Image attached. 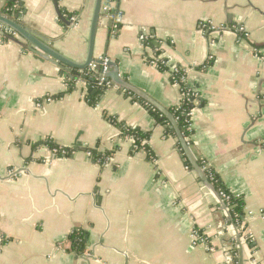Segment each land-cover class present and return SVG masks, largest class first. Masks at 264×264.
<instances>
[{"label":"crops","instance_id":"0c3cea01","mask_svg":"<svg viewBox=\"0 0 264 264\" xmlns=\"http://www.w3.org/2000/svg\"><path fill=\"white\" fill-rule=\"evenodd\" d=\"M20 1L11 20L85 61L95 0ZM115 8V22L99 19L93 57L115 61L167 109L182 99L180 86L147 60L155 53L184 70L199 93L190 146L243 198L241 241L143 105L115 85L89 105L86 83L67 92L62 68L18 35L0 43V264H264V0H120ZM201 20L224 30L205 33ZM109 118L149 132L152 157L132 151ZM196 228L208 247L193 243ZM74 233L84 235L80 252Z\"/></svg>","mask_w":264,"mask_h":264},{"label":"trees","instance_id":"16d2710c","mask_svg":"<svg viewBox=\"0 0 264 264\" xmlns=\"http://www.w3.org/2000/svg\"><path fill=\"white\" fill-rule=\"evenodd\" d=\"M23 5L20 0H3L2 5L0 7V15L5 16L9 19H16L19 15V12L22 10ZM118 15L117 8H113L109 11L108 20H111L112 23L115 22V18ZM211 60L206 61L202 65H200L198 68L200 70H205L209 65H211ZM159 70L161 71H167V68L159 65ZM64 69L62 68L60 70V73L64 76L65 82H66V91L70 92L72 91L76 84L78 82H84L87 84V86L91 89L90 92H88L85 95V100L89 105H95L98 103L104 93V91L109 88L110 86L105 85H97L98 83V72H92L89 71L88 67L83 70L78 69H71L70 75L65 73ZM173 81H180L179 74L172 75ZM125 79V78H124ZM181 84V92H185V88L182 83ZM132 100L139 102L141 105H143L149 112L150 115L155 119V121L165 127V135L170 136L174 139H176L175 132L166 120L165 117L156 109H154L151 105H149L146 101L143 99L137 97L136 95H133L127 91H124ZM193 108V103L191 102V98L184 96L178 105L169 107L168 110L172 113L174 118L176 119L179 129L183 135V137L186 139L187 143L191 145V133L192 129L189 127V112ZM110 121L117 126L120 129V133L122 136L128 137L132 140V151L137 150H144L146 152V157L150 159L152 157V153L150 151V147L147 144V141L149 139V132H145L140 130L139 128H132L129 126H126L122 122H117L113 118H109ZM46 144L51 147L57 149L58 152H71L69 148L61 147L56 144H54L51 141H46ZM176 148L182 157L185 165L190 168V165L188 161L186 160L183 151L179 145V143L176 141ZM88 152L91 153V158L96 161L97 159L103 157L104 155L99 154L95 151L88 150ZM198 163L204 167V163L200 160H198ZM206 174L208 176L209 181L214 186L224 203L226 204V207L228 208L232 222L240 228L242 222H243V216H244V201L241 196L235 195L232 191H230L221 180L220 176L212 169H205ZM198 233L201 231L196 228ZM75 237H78L79 240L76 241ZM71 241L72 247L77 251L80 252L83 249V241H84V235L80 234H72L71 235ZM251 244V243H250Z\"/></svg>","mask_w":264,"mask_h":264},{"label":"water","instance_id":"95a60500","mask_svg":"<svg viewBox=\"0 0 264 264\" xmlns=\"http://www.w3.org/2000/svg\"><path fill=\"white\" fill-rule=\"evenodd\" d=\"M55 1V0H54ZM103 0H95L94 2V8L90 23V29H89V36H88V51L86 59L83 63H74L65 57H63L61 54H59L56 50H54L52 47L46 45L40 38H38L37 35H35L33 32L29 31L28 29L24 28L21 24L0 15V23L12 28L14 31H16L21 37L25 38L26 41H28L35 49L40 50L42 53H44L46 56L50 57L59 67L63 68L68 75H70L71 69H78L83 70L88 67V65L91 62L97 63V68L101 70V64L103 62L104 57H101V59H95L93 57V47H94V39L96 35V30L98 27V22L100 19V9L102 5ZM56 2V1H55ZM56 13L58 17L61 19L62 22L65 24H69V21L67 19H64L59 12L58 8L55 7ZM107 70L104 73L105 79L110 80L112 85H115L124 91H127L133 95H136L137 97L143 99L146 101L149 105H151L154 109L158 110L163 117L166 118L170 126L175 132L176 141L179 143L183 154L188 161L190 165V170L192 173L195 174L197 179L202 183V186L206 189L208 194L214 199L215 203L218 205L219 209L223 212L225 218L230 223V227L233 230L234 239L237 243H240V235L239 231L237 229V226L232 222V218L230 215V212L228 208L226 207V204L214 188V186L211 184V182L208 179V176L206 174L205 169L198 163V160L190 146V144L187 143L186 139L183 137L178 123L172 113L164 106H162L160 103H158L154 98H152L150 95L145 93L143 90L137 88L136 86L129 83L126 79H124L118 69V64L115 61L107 60ZM71 76V75H70Z\"/></svg>","mask_w":264,"mask_h":264},{"label":"built area","instance_id":"2783aa9c","mask_svg":"<svg viewBox=\"0 0 264 264\" xmlns=\"http://www.w3.org/2000/svg\"><path fill=\"white\" fill-rule=\"evenodd\" d=\"M119 1L120 0H103L102 1V5H101V9H100V18L102 17L103 19H108L109 11L111 9L115 8L116 4ZM70 20L72 22H75L76 21V16L70 17ZM199 29L204 31L205 33H207L208 31L224 30L223 28H221L219 26H214L212 24V22L209 21V20H201V21H199ZM18 35L19 34L16 31H14L12 28L0 23V43L5 41L6 39L12 40V39L16 38ZM151 38L152 37H151L150 33L146 29H143L142 30V35L140 36V40H141L142 44L144 46L148 45V43L151 41ZM106 63H107V59L104 58L103 62L101 64V70H99L97 68V63H95V62H91L88 65L89 71L98 72L99 73L97 85H105V86L112 85L110 80L105 79V77H104V73L108 69ZM147 63H149L150 65H153L156 68H159V65H162V66L167 68V71L171 75L179 74L180 81H175V82L180 86V89H181V84L180 83H182L184 88H185V92H181L182 93V98L184 96H187V97L191 98V102L193 103V108L189 112V127L191 129V118H192V114H193V109L196 107V105L198 104V101H199L198 90L195 89L194 87L186 85L184 70L181 67H178V66L168 67L167 66V62L164 59H162L161 57L157 56V54L153 53L148 58ZM52 150L54 152H58L57 149H55V148H53ZM88 155L91 157V153L90 152H88ZM96 162L105 165V164L110 162V157L108 155L103 156V157L97 159ZM203 168L204 169H210V168H207V166H205V164H204ZM244 222L245 221H244V216H243V222H242V224H241L239 229H241V230L244 229ZM192 232H193L192 233V238H193V243L194 244L201 243V244H203V245L208 247L206 237L201 232L198 233V231L196 229H194ZM208 249L210 251H213V249L210 248V247Z\"/></svg>","mask_w":264,"mask_h":264}]
</instances>
